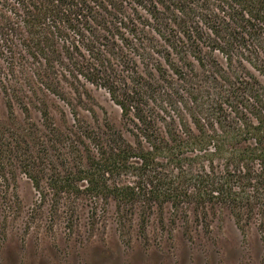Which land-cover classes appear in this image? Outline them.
Segmentation results:
<instances>
[{
  "label": "trees",
  "instance_id": "trees-1",
  "mask_svg": "<svg viewBox=\"0 0 264 264\" xmlns=\"http://www.w3.org/2000/svg\"><path fill=\"white\" fill-rule=\"evenodd\" d=\"M0 102V178L53 220L89 198L126 231L218 207L264 233V0H0Z\"/></svg>",
  "mask_w": 264,
  "mask_h": 264
},
{
  "label": "rangeland",
  "instance_id": "rangeland-1",
  "mask_svg": "<svg viewBox=\"0 0 264 264\" xmlns=\"http://www.w3.org/2000/svg\"><path fill=\"white\" fill-rule=\"evenodd\" d=\"M93 92L99 117L121 127L119 109L104 91ZM6 114L0 102V119ZM93 203L80 200L72 221L63 203L53 220L49 201L39 199L27 177L17 173L7 185L0 178V264H264V233L254 221L239 228L225 209L208 207L207 218L191 209L186 217H172L166 209L164 220L151 218L143 234L136 220L126 231L110 212L93 221Z\"/></svg>",
  "mask_w": 264,
  "mask_h": 264
}]
</instances>
